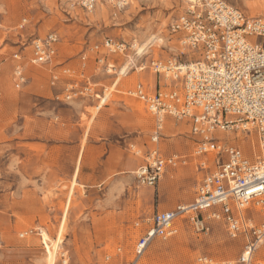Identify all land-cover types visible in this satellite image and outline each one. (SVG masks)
Listing matches in <instances>:
<instances>
[{
    "label": "rangeland",
    "instance_id": "rangeland-1",
    "mask_svg": "<svg viewBox=\"0 0 264 264\" xmlns=\"http://www.w3.org/2000/svg\"><path fill=\"white\" fill-rule=\"evenodd\" d=\"M184 1L129 0L113 16L108 2H98L88 13L80 0H0V264H46L50 245L41 232L54 240L62 225L55 264H120L131 258L140 235L135 223L156 210L193 200L204 174L198 168L204 158L194 154L195 140L188 126L166 119L158 142L151 143L155 119L142 102L127 94L137 82L153 86L148 69H133L119 78L117 72L126 58H112L114 75L97 69L90 59L85 75L101 97L103 91L109 95L105 105L94 97L58 102L53 95L59 89L50 86L51 74L61 71L56 64L77 74L80 53L106 37L134 45L156 36L139 62L178 55L183 50L168 25ZM224 1L247 16L264 17V0ZM49 33L59 39L58 61L36 66L24 60L27 81L17 85L11 55L24 49L28 54L30 42ZM219 137L251 161L261 155L254 133ZM130 145L141 154L134 155ZM151 148L166 157L181 156L185 164L168 168L154 188L138 185L132 174L135 169L115 168L118 163L142 165ZM260 213L253 208L247 211L256 224L264 222ZM207 227L206 232H195L179 223L174 236L152 242L139 264H195L198 256L220 262L237 259L245 241L229 238L220 222L209 221ZM253 259L264 264V245Z\"/></svg>",
    "mask_w": 264,
    "mask_h": 264
},
{
    "label": "built area",
    "instance_id": "built-area-1",
    "mask_svg": "<svg viewBox=\"0 0 264 264\" xmlns=\"http://www.w3.org/2000/svg\"><path fill=\"white\" fill-rule=\"evenodd\" d=\"M128 1L79 3L90 13L98 2H108L115 16ZM168 32L183 51L167 59L151 58L148 63L139 62L143 56L137 58L130 71L148 69L154 76V85L137 82L127 94L142 102L155 119L151 143L158 142L166 119L188 126L195 140L194 154L204 158L198 165L204 174L190 203L156 210L134 224L140 235L132 245L131 258L120 264H139L152 242L174 236L179 223L185 222L195 232H206L209 221L220 222L229 238L241 237L245 243L233 261L198 256L195 264H261L253 257L264 245V222L256 224L247 211L253 208L264 213V17L247 16L224 0H185L182 10L169 23ZM132 43L106 37L89 46L77 59V74L56 64L54 67L61 71L50 77V86L59 89L53 99L63 103L93 97L100 100L104 91L101 97L94 90L96 84L85 75L87 63L92 59L97 69L114 75L116 64L112 58L133 57ZM58 44L57 35L49 33L32 40L28 54L23 53L25 49L13 53L17 85L27 81L23 61L36 66L52 65L59 59ZM221 133H254L261 155L249 160L237 146L219 137ZM129 149L136 156L141 154L135 146ZM183 164L181 156L166 157L151 148L144 153V163L134 178L138 185L154 188L168 168Z\"/></svg>",
    "mask_w": 264,
    "mask_h": 264
},
{
    "label": "bare ground",
    "instance_id": "bare-ground-1",
    "mask_svg": "<svg viewBox=\"0 0 264 264\" xmlns=\"http://www.w3.org/2000/svg\"><path fill=\"white\" fill-rule=\"evenodd\" d=\"M156 41H157L156 36L150 35V36L145 37L139 43L135 42L134 45H132V48H134L133 52L135 51V55H134L135 58H139L141 56H144L148 52V50L153 46V44H155ZM134 60H135L134 57L133 58L131 57V58H129V60L127 59V62H125L120 67V69L117 72V75H118L119 78L125 77L129 73V71H130V69H131V67H132V65L134 63ZM108 98H109L108 94H106L102 98H99L100 99L99 104L100 105H105V103L108 101ZM69 203H70V198L67 200V204H66V206L64 208V217H63L64 219L66 217V211L68 209ZM41 233H42V236H43V240L48 241L49 245H50V250H48L49 251V255L47 257L46 264H55L57 256L59 254L62 238H63V235H64V227H63V225L60 227V229L57 232L56 239H54V240H50L48 235L46 233H44L43 231Z\"/></svg>",
    "mask_w": 264,
    "mask_h": 264
},
{
    "label": "crops",
    "instance_id": "crops-1",
    "mask_svg": "<svg viewBox=\"0 0 264 264\" xmlns=\"http://www.w3.org/2000/svg\"><path fill=\"white\" fill-rule=\"evenodd\" d=\"M133 65H134V63H133ZM153 80H154V78H153ZM141 82H142V81H141ZM143 83H144V82H143ZM153 85H154V81H153ZM125 165L127 166V168H129V169H131V170H134V169H135L134 171H132V174H133V175H134V173L138 170V168L141 166V165H140V166H138V167L135 168L133 165H131V163H129V164H128V163H126V164H124V163H120V164H119V163H118V165H116L115 168H117V167H119V166L123 167V166H125ZM113 168H114V167H113Z\"/></svg>",
    "mask_w": 264,
    "mask_h": 264
}]
</instances>
